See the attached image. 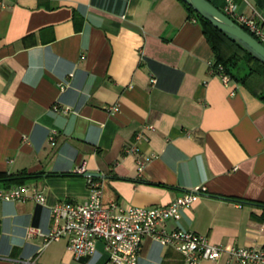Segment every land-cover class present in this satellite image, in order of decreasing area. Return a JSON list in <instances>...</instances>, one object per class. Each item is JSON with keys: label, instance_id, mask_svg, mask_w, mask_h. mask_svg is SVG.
Returning <instances> with one entry per match:
<instances>
[{"label": "crops", "instance_id": "0c3cea01", "mask_svg": "<svg viewBox=\"0 0 264 264\" xmlns=\"http://www.w3.org/2000/svg\"><path fill=\"white\" fill-rule=\"evenodd\" d=\"M233 2L264 18V0ZM208 45L177 0H0V171H35L21 184L45 194L0 199V264H114L99 240L76 259L65 236L44 244L26 231L51 228L55 201L85 199L87 171L120 205L162 206L203 184L162 228L264 249V207L252 203L264 202V101L211 73ZM138 131L147 138L125 151ZM141 240L136 264H185Z\"/></svg>", "mask_w": 264, "mask_h": 264}, {"label": "built area", "instance_id": "2783aa9c", "mask_svg": "<svg viewBox=\"0 0 264 264\" xmlns=\"http://www.w3.org/2000/svg\"><path fill=\"white\" fill-rule=\"evenodd\" d=\"M221 11L236 24L251 34L264 46V18L256 13L246 15L237 10L233 0H225ZM211 62V60H210ZM209 62V65H210ZM220 69V67H219ZM213 73V69L210 70ZM222 82L228 84L232 79L228 74L217 73ZM108 111H117L116 105L106 108ZM67 111V108L64 109ZM152 129V124H147ZM50 132V138H53ZM147 138L143 131H138L135 141L130 143L125 151H135V143ZM142 165L143 160L137 159ZM75 171L84 172L82 165ZM87 176L88 195L82 201L61 199L51 205L52 226L48 231H41L36 226L26 228L28 234H41L44 244L59 239L63 236L67 240V248L72 257L79 259L95 251L96 240L102 242L106 251L108 262L114 264H136L138 252L141 250L143 236H151L162 244L173 246L183 256L185 264H197L201 259L216 260L223 252L227 253L225 264H263L264 249L253 246L224 245L215 243L203 235L192 230L162 228L169 218H178L179 209L192 204L199 195L205 194L207 189L203 184H197L190 190L175 196L166 204L161 205H123L116 200L103 199V183L100 178ZM0 199L24 200L32 199L34 202L43 203L45 194L36 187L13 184L0 186ZM21 264H36L31 258H19Z\"/></svg>", "mask_w": 264, "mask_h": 264}, {"label": "trees", "instance_id": "16d2710c", "mask_svg": "<svg viewBox=\"0 0 264 264\" xmlns=\"http://www.w3.org/2000/svg\"><path fill=\"white\" fill-rule=\"evenodd\" d=\"M177 1L183 7L187 18L194 19L199 24L201 32L212 50L213 58L209 65L210 70L213 69L215 74L220 72L228 74L232 80L244 85L252 95L264 101V65L240 44L215 28L190 5H187L183 0ZM217 8L221 10V8ZM35 174H37L35 171H28L25 168L10 173L0 171V183L10 187L13 184L24 183L26 179ZM92 178H97V176H92ZM252 203L264 207V202L253 201Z\"/></svg>", "mask_w": 264, "mask_h": 264}, {"label": "water", "instance_id": "95a60500", "mask_svg": "<svg viewBox=\"0 0 264 264\" xmlns=\"http://www.w3.org/2000/svg\"><path fill=\"white\" fill-rule=\"evenodd\" d=\"M190 5L203 18L208 20L215 28L227 37L240 44L250 55L264 65V46L251 34L227 17L220 9L211 4L209 0H183ZM85 175L100 176L97 171L84 172Z\"/></svg>", "mask_w": 264, "mask_h": 264}]
</instances>
